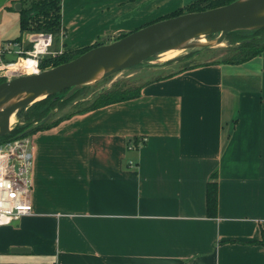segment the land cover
I'll list each match as a JSON object with an SVG mask.
<instances>
[{"label":"crops","instance_id":"obj_1","mask_svg":"<svg viewBox=\"0 0 264 264\" xmlns=\"http://www.w3.org/2000/svg\"><path fill=\"white\" fill-rule=\"evenodd\" d=\"M125 1L61 0L60 46H91L146 24L142 0ZM18 2L0 0V46L20 34ZM91 23L98 29L88 32ZM174 64L158 68L135 98L29 135L32 211L0 226V255L51 264H264V49L241 63L164 71Z\"/></svg>","mask_w":264,"mask_h":264},{"label":"water","instance_id":"obj_2","mask_svg":"<svg viewBox=\"0 0 264 264\" xmlns=\"http://www.w3.org/2000/svg\"><path fill=\"white\" fill-rule=\"evenodd\" d=\"M20 7V3H16L15 8L19 10ZM260 27H264V0H234L225 5L151 22L37 74L1 81L0 107L13 95L20 94L21 97L17 103L0 111V136L11 128L10 114L15 111L18 116L28 105L39 100L36 99L39 96L45 97L65 89L66 96H69L86 83L133 67L157 53L185 46L183 42L191 37L217 33V42L220 43L230 31ZM101 70L102 75L90 81ZM51 115L49 112L40 122L47 121Z\"/></svg>","mask_w":264,"mask_h":264},{"label":"trees","instance_id":"obj_3","mask_svg":"<svg viewBox=\"0 0 264 264\" xmlns=\"http://www.w3.org/2000/svg\"><path fill=\"white\" fill-rule=\"evenodd\" d=\"M232 1L234 0H194L184 8H176L168 15L156 18L155 20L149 21L142 26H145L157 20L177 16L182 13L200 11L225 5ZM20 2L22 4V7L18 11L20 34L13 41H22L23 35L27 32H50L53 35L54 33H60L62 29L61 0H20ZM247 31L248 29H238L227 33L225 35V39H231V41H229L228 43L230 45H233V43L238 42V44H236V46L234 47V51L231 52V54H228L226 57L217 59L216 61L225 63H241L260 54L264 49V27L251 29L250 35L247 33ZM125 34L127 33L119 35L116 39L124 36ZM29 44L31 47V43ZM100 44L104 43L97 42L91 46L70 48L66 51H63L61 54L54 58L47 57L45 59H41V70H45L47 68H51L67 62L82 54L91 47ZM184 57H188V54H185ZM189 64L184 65L183 67H187L189 66ZM105 78H103L102 80H104ZM1 81H4V79H1L0 82ZM98 83L99 80L94 82L93 85H96ZM140 87L141 85L128 87L127 85H125V83L121 84L116 82L110 88L98 91L93 94L92 100L84 105V107L77 108L73 112L58 116L56 118L53 117L54 109H60L63 105H67L68 103H70L71 100H73L77 96L79 89L67 98H63L64 92H67V89L58 93L49 94L35 101L26 110L23 109L19 113V116L25 114L27 116L24 125H16L7 134L1 136L0 144L11 141L21 136L30 135L38 130L49 128L57 124L59 121L72 116L73 114L83 113L111 103L135 98L139 95ZM49 112H52L51 117L45 122H40L41 119L45 117ZM206 206L207 213L210 216H214L217 209V182L215 173L211 176V179L207 182L206 185ZM260 242L264 244V239H262Z\"/></svg>","mask_w":264,"mask_h":264},{"label":"rangeland","instance_id":"obj_4","mask_svg":"<svg viewBox=\"0 0 264 264\" xmlns=\"http://www.w3.org/2000/svg\"><path fill=\"white\" fill-rule=\"evenodd\" d=\"M79 1L81 2V1H85V0H79ZM118 1H120V0H118ZM192 1H194V0H146V2L144 0H142V7L146 6V10H147V11L143 10L142 13L146 12L147 16L141 21L140 24H142L143 22L146 23V22L155 20L156 18H159L161 16H166L171 11L175 10L176 8H179V7L184 8L186 5L190 4ZM124 2H126V1L124 0ZM20 5L22 7L21 2H20ZM133 5L134 4H132V6ZM110 6H112V4H110ZM117 6H118V4H117ZM130 11L132 12V9L127 8L125 13L128 12L127 15L131 16L133 13H131ZM113 16H115L114 13H113ZM123 20L126 21L127 18L126 17H124V18L117 17L116 18V21H123ZM137 26L139 27L140 25H137ZM96 27H97V24L92 25V23H91L90 27H85V29H88V32H89L91 29L97 30L98 27L97 28ZM138 27H136V28H138ZM34 33H37V32H27L23 35L22 40H23L24 44H23V48H21L22 50L25 51V50L30 48V44H29V42H27V39L25 40V36L31 35ZM45 33L51 34L53 37V41L51 43V46L49 47L48 53H46L41 59H45L47 57H53L54 58V57L58 56L59 54H61L63 51L70 49V48H67V49L62 48L60 46L61 35H62L61 31L59 34L54 33V35L50 32H45ZM247 33L250 35L251 29H248ZM117 36L118 35H114L113 37H110V35H109L106 39L99 40V41L100 42H102V41L104 42L106 40L113 41L117 38ZM205 37H206L205 41H209L210 43H205V44L190 43V44H187L185 46L178 47L179 49H181V51L177 55H175L174 57H170V58H165L166 56L164 57L165 51L160 52V53H157V54L149 57L145 61H143V62H141V63H139L133 67L120 70L118 72H115V73L107 76L104 80H102V79L99 80V83L96 85H93L94 82L86 83L87 85L86 84L82 85L79 88V92H78L77 96L73 100H71L70 103H68L67 105L66 104L63 105L60 109H54V116L53 117L56 118L58 116H62V115H65L67 113L73 112L77 108L84 107V105H86L89 101L92 100L93 94H95L98 91H102L104 89L110 88L116 82L121 83V84L125 83V85H127L128 87L138 86L141 83H143V82H145L151 78H154L156 76V73H158V71H159L158 68H160L161 66L169 65L171 63V61H173L175 59H176V64H174L170 68H167V70H164V71H169V70H172L176 67L187 65L189 63H197V62L208 61V60H217V59H220L222 57H226L228 54H231V52L234 51V47L236 46V44H238V42H237V43H233V45H230L228 42L231 41V39H229V38H228V40H226L224 38V40L222 42L218 43L217 42V37H218L217 33L211 34V35H209V37L208 36H205ZM252 38H253V36H252ZM254 39H255V36H254ZM111 41H109V42H111ZM185 54H188V57H184ZM11 57H12V60H14L16 56L13 55ZM40 61H42V60H40ZM47 69H49V68H47ZM74 93H72V94H74ZM71 95L66 96V92H64L63 98L70 97ZM30 105H28V107ZM26 117H27L26 114L21 115V116L16 115V121L13 125H10L11 126L10 130L13 129L14 126H16V125H24ZM7 133L2 134L1 136L5 135ZM28 137H29V135H26V136H21V137L15 138V139L26 140V139H28ZM0 263H2V264H51L50 262H48L46 257L40 258L34 254L12 252L11 250H7L0 255Z\"/></svg>","mask_w":264,"mask_h":264},{"label":"built area","instance_id":"obj_5","mask_svg":"<svg viewBox=\"0 0 264 264\" xmlns=\"http://www.w3.org/2000/svg\"><path fill=\"white\" fill-rule=\"evenodd\" d=\"M31 47L22 50L16 41L0 46V80L41 72L40 60L48 53L53 37L49 33L30 35ZM15 55V59L8 58ZM31 142L13 139L0 144V226L18 221L32 211Z\"/></svg>","mask_w":264,"mask_h":264},{"label":"bare ground","instance_id":"obj_6","mask_svg":"<svg viewBox=\"0 0 264 264\" xmlns=\"http://www.w3.org/2000/svg\"><path fill=\"white\" fill-rule=\"evenodd\" d=\"M205 39H206L205 35H199L197 37H191V38L187 39L185 42H183V45H187V44H190V43H194V44L195 43H197V44L210 43L209 41H205ZM180 51H181V49H179V48H174V49L167 50V51L164 52V57L165 56H166L165 58L174 57ZM102 72H103V70H101L100 72H98L97 74H95V76L90 81H93L95 79H98L102 75ZM20 97H21L20 94L13 95V96L9 97L7 99V101L5 103H3V105H1L0 111H2L3 109H5L6 107H9L12 104L17 103L19 101ZM42 97L43 96H39L36 99H40ZM15 121H16V115H15V111H13L10 114V125H13L15 123Z\"/></svg>","mask_w":264,"mask_h":264}]
</instances>
